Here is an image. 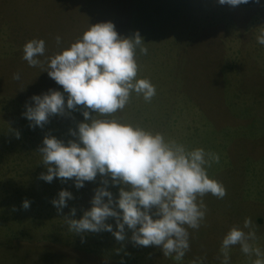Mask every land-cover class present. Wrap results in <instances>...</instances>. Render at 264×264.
I'll return each mask as SVG.
<instances>
[{"label": "rangeland", "instance_id": "rangeland-1", "mask_svg": "<svg viewBox=\"0 0 264 264\" xmlns=\"http://www.w3.org/2000/svg\"><path fill=\"white\" fill-rule=\"evenodd\" d=\"M104 22L124 38L139 33L147 54L136 49L137 79L156 88L151 102L133 92L126 107L109 118L220 156L207 172L227 195L203 198L206 218L199 230L188 229L190 249L180 261L165 258L157 246H134L127 226L123 242L107 231L68 230L64 218L79 220L90 210L102 179L118 200L122 185L113 186L110 177L98 174L80 189L73 180L39 179L47 174L38 151L45 136L67 145L75 139L69 130L84 118L75 111L49 117L43 128L29 127L22 114L26 104L34 106L31 97L63 89L43 72L46 63L31 67L22 59L23 46L44 40L39 59L45 61ZM262 29L264 0L247 8L218 0H0V264H191L196 258L221 264L223 237L245 218L256 225L254 243L264 251V46L256 40ZM16 73L19 80L12 79ZM61 190L74 198L58 215L51 201ZM25 200L27 210L21 207ZM105 223L117 231L115 219ZM229 255V264L255 259L239 246Z\"/></svg>", "mask_w": 264, "mask_h": 264}, {"label": "clouds", "instance_id": "clouds-1", "mask_svg": "<svg viewBox=\"0 0 264 264\" xmlns=\"http://www.w3.org/2000/svg\"><path fill=\"white\" fill-rule=\"evenodd\" d=\"M247 3L249 0H218V4L231 7ZM256 40L264 46V29ZM56 43H61L59 36ZM143 45L138 32L132 38L121 37L111 22L89 26L70 47L45 61L39 59L46 51L44 40L26 42L22 59L31 67L46 63L43 72L62 87L63 93L50 89L31 97L34 106L26 104L22 115L30 122V128H43L49 117L75 111L84 118L75 131L69 130L75 139L67 145L45 136L38 151L47 174L41 173L39 179L47 183L54 178L61 183L73 180L80 189L99 174L110 177L113 186L122 185L114 202L112 193L106 190L108 180L102 179L103 186L94 190L90 210L79 220L64 218L70 232L107 231L116 241L123 242L127 226L132 230L130 239L134 246H157L165 258L180 261L190 249L188 229L199 230L206 218L203 198L211 194L223 199L227 191L207 172L220 162L218 153L205 152L203 148L189 150L182 143L166 140L161 133L109 118L126 107L133 92L142 95L146 102L156 95V88L148 79H137L136 49L139 47L141 54L146 55ZM12 79L19 80V73L13 74ZM16 138L19 139L18 132ZM73 198L67 190L58 193V198L51 201L58 215ZM21 207L29 209L30 201H23ZM75 211L71 209L69 215L74 216ZM109 218L116 220L117 231L105 223ZM256 240V225L251 218H245L242 227L230 228L221 242V264H229L234 246H239L245 256L255 257L252 264H264V251L255 246ZM191 264H202V258Z\"/></svg>", "mask_w": 264, "mask_h": 264}, {"label": "trees", "instance_id": "trees-1", "mask_svg": "<svg viewBox=\"0 0 264 264\" xmlns=\"http://www.w3.org/2000/svg\"><path fill=\"white\" fill-rule=\"evenodd\" d=\"M256 4H257V2H253V0H249V3H247V4H242V5H240V6L247 8V7L255 6Z\"/></svg>", "mask_w": 264, "mask_h": 264}]
</instances>
